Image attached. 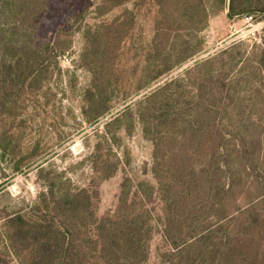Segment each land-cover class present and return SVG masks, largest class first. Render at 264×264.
<instances>
[{"label":"trees","instance_id":"trees-1","mask_svg":"<svg viewBox=\"0 0 264 264\" xmlns=\"http://www.w3.org/2000/svg\"><path fill=\"white\" fill-rule=\"evenodd\" d=\"M57 1L0 0L1 105L12 86L19 96L38 92L37 73L69 49L59 45L58 32L56 42L38 43L41 19ZM226 1L94 0V12L103 21L86 33L87 46L80 61L86 66L90 57L100 56L92 76L96 90L103 84L106 91L114 79L122 82L112 71L125 69L120 57L133 18L129 21L132 13L124 6L146 3L153 9L147 8V13H154L153 36L137 94L146 91L202 50L199 41L185 53L183 43L176 48L170 39L174 42L182 32L196 38L211 16L225 10ZM255 4L253 0L243 8L231 0L230 15L264 14ZM89 8L84 5L80 13L68 18V28L77 27ZM115 11L118 15H112ZM108 14L112 19L105 21ZM172 33L176 37H170ZM175 53L177 60L171 63ZM222 56L197 62L185 79L168 80L137 104L146 106L140 117L148 119L142 122L147 127L155 123L150 113L158 110L157 134L152 139L155 188L131 191L122 184L115 209L98 217L96 185L74 188L63 174L39 166L36 174L44 192L28 213L18 210L0 218L4 253L17 264H145L156 222L166 247L158 256L165 264H264V95L245 92L248 101L262 106L243 105V92L235 88L238 81L231 73L226 81L235 91L224 92L218 70ZM231 63L236 67L240 60L232 58L227 65ZM255 64L261 74L264 60L259 58ZM249 75L241 77L248 85L252 83ZM258 79L264 84L262 74ZM99 92L89 91L83 99V103L92 101L93 121L110 109L105 93ZM95 164L98 176L107 172L101 161ZM111 171L103 178L110 177ZM5 262L0 255V264Z\"/></svg>","mask_w":264,"mask_h":264},{"label":"rangeland","instance_id":"rangeland-1","mask_svg":"<svg viewBox=\"0 0 264 264\" xmlns=\"http://www.w3.org/2000/svg\"><path fill=\"white\" fill-rule=\"evenodd\" d=\"M62 1L58 0L50 12L42 17L38 43L47 40L56 42L55 33L58 32L59 45H66L69 49L57 56L56 60H50L45 69L37 73L41 86L38 92L32 90L19 96L16 87L12 86L8 90H12L10 96L5 103L0 104V218L18 210L28 213V209L32 208L38 195L44 192L36 174L39 166L46 171L63 174V179L70 181L74 188L96 185L98 217L115 209L122 184L131 191L143 189L146 192L155 188L156 182L151 173L152 139L157 134L158 110L155 113L149 110L155 123L147 127L146 121L142 123L148 120L143 118L146 106L139 108L137 104L168 80L185 79L186 73L197 62L225 53L219 57L221 64L218 66L225 85L223 91L230 95L235 91L234 85H228L226 81L231 73V76L236 75L235 80L238 81L235 88L243 92L240 95L245 99L243 105L262 106L260 102L248 101L245 92L259 91L264 95V84L258 79L261 74L264 77V66L260 67L259 74L255 64L259 58L264 60V14L246 11L230 15L227 12V0L225 10L211 16L206 28L196 38L185 32L179 33V37L170 34V37H176L174 42L170 39L176 48H179L177 44L183 43L181 49L187 53L200 41L201 52L146 91L137 94L143 82L142 67L153 36L154 13H147V8L152 7L146 3L132 2L124 6L132 13L128 16L129 21L131 16L133 18V22H129L131 31L124 39V55L120 57L125 69L112 71L114 77L121 76L123 81L114 79L105 91L103 84L98 85L97 90L92 84L93 70L99 66L100 56L96 54L90 57L87 60L89 65L86 66L80 61L87 46L86 33L103 21L94 12V0ZM252 1L236 0V4L246 8ZM255 1L256 7L264 9V0ZM84 5L90 6L84 20L77 27L69 29L65 21L80 13ZM112 15L118 13L115 11ZM112 15L108 14L103 19L110 21ZM246 17H251V21ZM232 58L240 60V64L236 67L232 63L227 65ZM175 60L176 53L171 63ZM248 73L252 78L249 85L243 83L241 78ZM256 78L258 82H255ZM89 91L94 95L101 91L105 93L103 97L110 101L109 111L95 121V110L90 111L93 108L92 101L83 103ZM98 110L103 112V109ZM140 111L143 112L142 118ZM98 145L101 148L96 151ZM100 161L109 171L115 170L110 172V177L103 178L109 173L108 169L101 176L96 174L95 163ZM96 176L97 179L93 181ZM154 227L156 232L150 242L149 258L145 264H165L158 255L166 247L162 246L156 222ZM1 233L0 221V255H4L7 264H17L12 255L4 253L6 246Z\"/></svg>","mask_w":264,"mask_h":264},{"label":"water","instance_id":"water-1","mask_svg":"<svg viewBox=\"0 0 264 264\" xmlns=\"http://www.w3.org/2000/svg\"><path fill=\"white\" fill-rule=\"evenodd\" d=\"M230 2H231V0H228V6H227V12H228V14L230 13Z\"/></svg>","mask_w":264,"mask_h":264},{"label":"built area","instance_id":"built-area-1","mask_svg":"<svg viewBox=\"0 0 264 264\" xmlns=\"http://www.w3.org/2000/svg\"><path fill=\"white\" fill-rule=\"evenodd\" d=\"M246 19H247L248 21H251V17H246Z\"/></svg>","mask_w":264,"mask_h":264}]
</instances>
